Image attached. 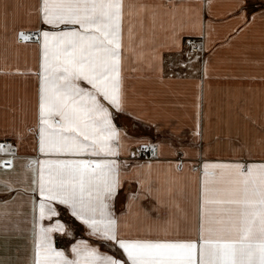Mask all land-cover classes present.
Listing matches in <instances>:
<instances>
[{"label":"snow or ice","instance_id":"obj_1","mask_svg":"<svg viewBox=\"0 0 264 264\" xmlns=\"http://www.w3.org/2000/svg\"><path fill=\"white\" fill-rule=\"evenodd\" d=\"M0 10V76L35 89L31 127L17 120L23 99L0 102V234L31 244L15 264H264V136L213 159L200 103L185 132L132 83L199 76L203 90L219 30L230 43L258 23L249 62L264 68V0H0ZM29 45L35 67L13 68ZM27 140L35 158L21 154ZM173 168L196 174L191 210ZM119 203L129 211L117 215ZM133 207L147 230L130 222Z\"/></svg>","mask_w":264,"mask_h":264},{"label":"crops","instance_id":"obj_2","mask_svg":"<svg viewBox=\"0 0 264 264\" xmlns=\"http://www.w3.org/2000/svg\"><path fill=\"white\" fill-rule=\"evenodd\" d=\"M12 4L14 0H6ZM24 4H29L32 0H22ZM222 2V0H219ZM24 9H21L20 15L23 16ZM4 22L2 10H0V24ZM11 19H9V28L12 27ZM20 28L21 23L15 25ZM260 25L257 24L246 35L241 36L236 41H230L227 36V29H220L219 35L215 37L217 43L215 45L216 53L212 57L208 78L203 81V90L200 87V77H189L185 79L171 80L166 79L165 84L161 85L158 81H144L136 84L138 90L142 91L146 99L142 101L145 104H157L162 114H170L174 117V123L180 124L185 132H188L193 124L196 114L197 103L201 104V112L210 117L204 120V125L209 128L206 146L209 148V156L213 159L221 157L227 159L230 155H234L232 147H238L239 144L255 142L264 136L261 131V123H264V82L259 79H251L252 76L264 74V68L259 64L249 62L253 56L259 57L260 43ZM227 38V39H226ZM221 44H224L222 47ZM38 59V53L34 47L29 45L27 48L23 46L19 50L18 57L12 60L13 68L19 66L21 70L34 68ZM136 65L129 61V68ZM178 75H182L180 69H176ZM128 75H136L129 71ZM168 76L172 73L168 72ZM34 80L26 79L19 76H0V102L5 99L19 102L24 101V112L17 113L18 122L22 121L24 125L29 127L35 123L34 104L35 89ZM198 97H202L198 100ZM11 119V114H8ZM4 119V113L0 112V121ZM256 123L252 124L251 121ZM231 125L230 129L228 125ZM229 134L231 136V146L229 143ZM222 137L221 142H217V136ZM11 140V138H9ZM33 144L31 140H27L21 147V154L28 158H35L37 152L32 150ZM259 147L254 149V153L259 152ZM151 157H141L140 162L150 160ZM172 160L173 165L177 163V158L168 157ZM155 162V161H153ZM192 163L193 161H185ZM167 161H164L166 164ZM171 176L177 177L182 183L188 184L187 197H179L178 202L181 207L191 210L195 205V193L197 188L196 174L185 170L177 173L175 168L170 173ZM163 179V176L161 177ZM135 185L128 186L125 191ZM2 199V197H0ZM191 201V204L188 201ZM116 214L128 212L126 203H119L115 208ZM139 213V215H137ZM155 214H153L154 216ZM130 222L144 230H147L152 221L145 220L143 213L139 208L133 207L129 216ZM12 235V234H9ZM63 247V243L60 245ZM31 244L25 239H6L0 234V260L5 264L9 261L15 264L18 258L30 255Z\"/></svg>","mask_w":264,"mask_h":264},{"label":"built area","instance_id":"obj_3","mask_svg":"<svg viewBox=\"0 0 264 264\" xmlns=\"http://www.w3.org/2000/svg\"><path fill=\"white\" fill-rule=\"evenodd\" d=\"M142 157H150V154H145V155L142 156Z\"/></svg>","mask_w":264,"mask_h":264}]
</instances>
